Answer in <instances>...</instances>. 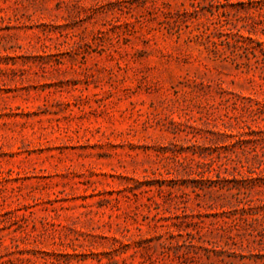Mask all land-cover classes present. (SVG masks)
<instances>
[{"label": "rangeland", "instance_id": "rangeland-1", "mask_svg": "<svg viewBox=\"0 0 264 264\" xmlns=\"http://www.w3.org/2000/svg\"><path fill=\"white\" fill-rule=\"evenodd\" d=\"M0 264H264V0H0Z\"/></svg>", "mask_w": 264, "mask_h": 264}]
</instances>
